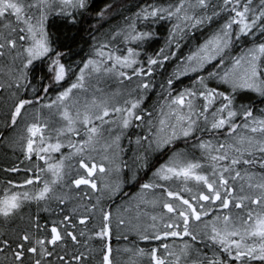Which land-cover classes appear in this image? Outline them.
Segmentation results:
<instances>
[{
    "label": "snow or ice",
    "instance_id": "1",
    "mask_svg": "<svg viewBox=\"0 0 264 264\" xmlns=\"http://www.w3.org/2000/svg\"><path fill=\"white\" fill-rule=\"evenodd\" d=\"M112 7L0 0L4 139L29 162L5 169L23 175L0 187V264H264V107L241 99L264 98V0L146 2L97 29L87 57L73 60L57 33ZM154 25H167L162 45ZM112 80L122 87L100 86ZM133 126L144 134L131 180L151 174L114 213L101 201L122 192L121 141ZM156 153L163 162L151 164ZM33 203L37 213L25 214ZM114 226L118 239L126 226L159 244L125 248L123 262Z\"/></svg>",
    "mask_w": 264,
    "mask_h": 264
},
{
    "label": "trees",
    "instance_id": "2",
    "mask_svg": "<svg viewBox=\"0 0 264 264\" xmlns=\"http://www.w3.org/2000/svg\"><path fill=\"white\" fill-rule=\"evenodd\" d=\"M125 2V3H124ZM151 3L153 0H93V4L95 6L96 10L104 8L107 4H112L113 7L117 5L118 3H124L127 4L122 7L120 13L121 14H111V9L108 10V13H106V16L103 20H99L98 17L95 16V14H91L87 16L84 19V22L81 25H78L76 29H73L72 31H68L67 29H64L63 31L66 33V35L57 33L60 36V40L63 43H69L72 48H74L77 52V55L73 56V60H79L82 58H86L87 55L91 51V46L94 43L92 36L97 35V29L100 30V32H106L112 28H115L117 26H120L124 23V18L126 16L131 15L133 12H135L138 9V5L143 3ZM155 2L159 3H166V2H172V0H155ZM99 20V23L97 21ZM156 27L157 31L161 33L159 39L160 44H163V40L167 35V32L165 31V26L160 25H154ZM207 29H205V32ZM197 36H201V33H197ZM199 42V41H196ZM150 47H154L150 46ZM187 45L183 46L181 48V52L187 53ZM179 55V54H178ZM172 70V64L168 63L165 65V69L161 70L157 74V84L163 81V79L170 74ZM182 83L184 86H188L191 84V79L189 77H182L181 78ZM35 83V80H34ZM159 89H153L151 93H149L148 100L145 101V104L151 105L156 101L155 93ZM250 96V103L255 108L264 107V103H262V99L255 94H248ZM4 119V111L0 109V123L2 124V121ZM107 127V126H106ZM0 132L4 134V136H0V187L3 186L6 179H19L20 176L23 175V173L16 174V173H9L6 172L5 169L13 166L14 164L20 165V167H24L29 162L23 160V155L19 151L18 148L11 147L9 143L4 139V137L9 136L12 133L11 128H5L3 125L0 126ZM144 129L142 128H136L132 127L127 130L126 136L122 139V147L125 149V152L123 153V159L128 162L129 168H126L123 170V177L125 179V183L122 186V192L116 196H114L111 200H108L107 195H104L102 198L101 203L105 206H110L115 213V208L117 205H126L124 204L125 201L128 200V198L133 195L135 192L139 191V185L143 180L147 179L148 176L151 174L150 170H142L138 174V178L136 181L131 180V166L133 164L134 160V153L136 151V144H135V137L137 135H143ZM129 138H131V143H129ZM180 146H183L181 143ZM62 151H69L67 148L62 149ZM160 156L159 153L153 154L151 157V164H158V162H163L162 159H158ZM23 161V163H21ZM68 163H74V161L68 162ZM124 193H127V195H124ZM93 197L99 193H91ZM53 206L55 204L53 203ZM142 210L146 211H153L151 206H145L141 205ZM25 214H36L38 209L35 203L31 204L30 206L26 205L24 208ZM159 211V209H157ZM39 215L42 219L48 218L51 214L49 212L43 211V208L41 206V209L39 210ZM125 216L129 215H135V210H133L132 213H124ZM19 223V221L17 222ZM159 244V241H142L139 239V237L136 235L135 232L129 231L126 226H121L119 229V239L117 238V230L114 226L113 230V238H112V245L114 249L113 255L116 256L117 252L116 249H119V256L118 258L122 260L125 259L126 261L131 256V253H128L124 251L125 248H137V247H144L145 249H148L150 246H156ZM142 260H146L147 258H140Z\"/></svg>",
    "mask_w": 264,
    "mask_h": 264
},
{
    "label": "rangeland",
    "instance_id": "3",
    "mask_svg": "<svg viewBox=\"0 0 264 264\" xmlns=\"http://www.w3.org/2000/svg\"><path fill=\"white\" fill-rule=\"evenodd\" d=\"M124 3H125V2H124ZM124 3H118L117 5H115V6L112 8V10H111V14H114V15H116V14H121L120 11H121L122 7L125 6V5H127V4H124ZM126 83H127V82H126ZM100 86L103 87V88H105L106 91L115 90V89H117V88L122 87V86H121L119 83H117L115 80L108 81V82H102ZM249 98H250V96L246 95V96L242 97L241 99H242L243 102H245V103H249V102H250V99H249ZM1 110H2V109H1ZM1 125H2V124L0 123V126H1ZM145 206H146V205H144V208H145ZM156 211H157V209H156ZM145 219H146V217H145ZM122 261H123V262H126V260L123 259V258H122Z\"/></svg>",
    "mask_w": 264,
    "mask_h": 264
}]
</instances>
